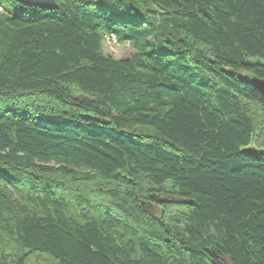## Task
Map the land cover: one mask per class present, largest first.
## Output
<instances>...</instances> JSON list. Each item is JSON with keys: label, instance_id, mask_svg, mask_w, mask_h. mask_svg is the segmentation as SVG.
I'll use <instances>...</instances> for the list:
<instances>
[{"label": "trees", "instance_id": "trees-1", "mask_svg": "<svg viewBox=\"0 0 264 264\" xmlns=\"http://www.w3.org/2000/svg\"><path fill=\"white\" fill-rule=\"evenodd\" d=\"M55 1L0 0V264H264V0Z\"/></svg>", "mask_w": 264, "mask_h": 264}, {"label": "rangeland", "instance_id": "rangeland-1", "mask_svg": "<svg viewBox=\"0 0 264 264\" xmlns=\"http://www.w3.org/2000/svg\"><path fill=\"white\" fill-rule=\"evenodd\" d=\"M5 8L13 14H21L22 9L19 7H15L14 5L4 2L3 4ZM3 7V6H2ZM4 9V7H3ZM5 10V9H4ZM104 52L106 55H110L116 59H125L132 55L133 49L130 48L129 45H121L113 42L110 39H106V43L104 45ZM244 152L251 153L254 155H263L264 149H257L253 145H250L243 149ZM153 209V208H152ZM156 212V209H154ZM26 264H57L56 261L47 254L42 253H31L26 258Z\"/></svg>", "mask_w": 264, "mask_h": 264}, {"label": "water", "instance_id": "water-1", "mask_svg": "<svg viewBox=\"0 0 264 264\" xmlns=\"http://www.w3.org/2000/svg\"><path fill=\"white\" fill-rule=\"evenodd\" d=\"M25 6L38 7L50 11L58 9V5L55 0H18ZM248 82L257 90L264 98V79L256 76L249 77Z\"/></svg>", "mask_w": 264, "mask_h": 264}, {"label": "built area", "instance_id": "built-area-1", "mask_svg": "<svg viewBox=\"0 0 264 264\" xmlns=\"http://www.w3.org/2000/svg\"><path fill=\"white\" fill-rule=\"evenodd\" d=\"M108 39H110V40H112L113 42L116 43V39L114 37H111V38H108Z\"/></svg>", "mask_w": 264, "mask_h": 264}]
</instances>
